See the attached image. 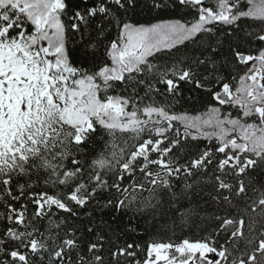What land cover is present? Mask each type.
<instances>
[{"label":"snow or ice","instance_id":"obj_1","mask_svg":"<svg viewBox=\"0 0 264 264\" xmlns=\"http://www.w3.org/2000/svg\"><path fill=\"white\" fill-rule=\"evenodd\" d=\"M0 264H264V0H0Z\"/></svg>","mask_w":264,"mask_h":264},{"label":"trees","instance_id":"obj_2","mask_svg":"<svg viewBox=\"0 0 264 264\" xmlns=\"http://www.w3.org/2000/svg\"><path fill=\"white\" fill-rule=\"evenodd\" d=\"M141 19H144V17H141ZM130 215L131 213H129L128 216L117 214L113 209L106 210L104 214L105 219L110 220V222L113 224V227L117 229L118 232L122 233L119 239V243L121 244V246H123L125 242H135L142 246H146L147 243L153 238H163L165 240L168 239L170 232L161 231L157 233L155 227L150 226L146 223V218L137 217L134 221H130ZM112 217H115V219L112 220ZM129 223H131L133 227L137 228L138 232L142 234L125 231V226H127ZM179 236L180 233L178 231L177 236L174 239H178Z\"/></svg>","mask_w":264,"mask_h":264}]
</instances>
